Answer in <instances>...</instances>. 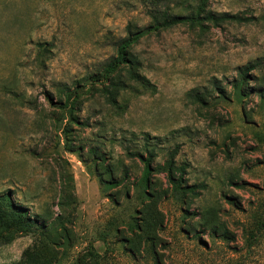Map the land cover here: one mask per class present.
<instances>
[{
  "label": "rangeland",
  "instance_id": "rangeland-1",
  "mask_svg": "<svg viewBox=\"0 0 264 264\" xmlns=\"http://www.w3.org/2000/svg\"><path fill=\"white\" fill-rule=\"evenodd\" d=\"M153 1L0 0V194L47 223L0 244V264L28 247L39 264H264V0ZM201 6L245 21L142 38L155 91L103 79L129 25Z\"/></svg>",
  "mask_w": 264,
  "mask_h": 264
},
{
  "label": "trees",
  "instance_id": "trees-1",
  "mask_svg": "<svg viewBox=\"0 0 264 264\" xmlns=\"http://www.w3.org/2000/svg\"><path fill=\"white\" fill-rule=\"evenodd\" d=\"M153 3L158 5V0H154ZM152 22L145 28H137L129 25L127 27V35L116 47V56L107 65L102 74L103 79L110 82L114 88L124 89L131 84H137L143 89L155 91L154 86L150 81L142 76L139 72L140 61L139 58L133 53V48L140 42V40L153 33H159L169 30L179 25H186L191 28H198L204 32L211 27L218 28L226 22H242L245 18L229 13H213L207 12L203 6L197 8L190 14H181L158 11L151 12ZM248 73V69L244 72V77ZM243 82L236 83L234 85V95L237 101H242L246 97V93L243 87ZM219 98L227 99V96L218 91ZM248 95V94H247ZM210 95L207 92L198 93V91H192L189 97L201 105L208 103ZM141 161L144 163L142 178L140 182L141 195L143 198H149L150 194L147 189L150 185V177L153 169L151 168L152 155L148 153V157L143 158L140 154H137ZM168 182L175 195V199H181V195L184 192L191 189L185 187L182 182L181 176L176 177L172 168L169 169L167 174ZM150 217L145 214L139 221L133 220L130 224V230L140 231L141 227H145ZM46 221L42 219L34 218L30 214L26 207L14 199L11 192L0 194V244H10L18 239L20 236L34 235L38 229H42L44 233ZM218 229H214L212 234L215 236ZM68 239V238H67ZM62 242L60 245L64 244ZM32 247H28L22 254V261L19 264H39L37 262L39 257L37 254H31Z\"/></svg>",
  "mask_w": 264,
  "mask_h": 264
}]
</instances>
